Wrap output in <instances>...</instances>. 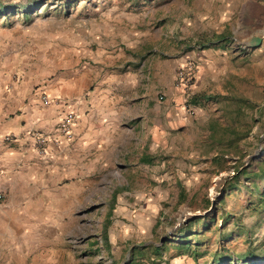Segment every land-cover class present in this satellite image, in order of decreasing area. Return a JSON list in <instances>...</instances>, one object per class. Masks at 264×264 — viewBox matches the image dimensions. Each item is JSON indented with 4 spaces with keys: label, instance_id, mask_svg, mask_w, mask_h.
<instances>
[{
    "label": "rangeland",
    "instance_id": "obj_1",
    "mask_svg": "<svg viewBox=\"0 0 264 264\" xmlns=\"http://www.w3.org/2000/svg\"><path fill=\"white\" fill-rule=\"evenodd\" d=\"M204 5L0 0L11 12L0 13V78L7 85L35 91L71 65L100 66L97 42L116 34L110 51L124 55L123 71L143 84L172 75L173 92L164 96L174 111L172 130L158 127L154 142L143 123L135 139L125 136L108 168L85 189L73 188L75 198L61 196L57 211L35 214L45 222L8 227L12 214L0 213V264H264L251 260L264 257V42L250 41L255 21L234 15L225 23L213 0ZM186 50L206 55L187 59L198 79L182 90L175 76ZM193 97L199 100L190 103ZM148 183L157 190L135 197ZM118 200L132 211L155 202L154 228L133 224L134 213H114ZM184 210L191 215L182 219Z\"/></svg>",
    "mask_w": 264,
    "mask_h": 264
},
{
    "label": "crops",
    "instance_id": "obj_2",
    "mask_svg": "<svg viewBox=\"0 0 264 264\" xmlns=\"http://www.w3.org/2000/svg\"><path fill=\"white\" fill-rule=\"evenodd\" d=\"M211 1L208 0V4ZM218 1L220 4L213 0V5L218 7L220 19L226 23L232 16L242 15L249 23L255 21L256 27L251 30L255 37L250 35V41H256V45L264 42V0ZM204 8L205 5L200 10ZM230 34H235L232 26ZM115 39L117 36L113 34L97 42L99 47L94 57L103 67L83 64L75 69L77 64L71 65L53 76L47 87L32 91L26 85H7L0 78V213L12 214L7 220L8 227L14 221L19 223L17 227H24L23 221L28 220L45 222L46 218L35 217V214L57 211L62 204L61 196L75 198L76 190L85 189L90 177L99 174L103 166L105 170L108 168L107 158L117 155V149L125 148V136L135 139L141 127H145L143 123L151 126L149 135L158 131V127L172 130L173 99L164 96L173 92L172 75L165 76L164 82L143 84L140 77L123 71L125 60L120 51L116 55L111 53ZM204 51L186 50L181 65L190 58L201 60L206 55ZM110 66H114L111 71L104 69ZM43 95L60 102L45 106ZM66 111L76 116L70 138L59 132V120ZM37 135L45 139L41 157L37 155ZM154 139L151 135L150 141ZM148 181L151 183L153 178L150 176ZM153 190L148 183L143 186V192L133 193L138 198L150 197ZM117 202L114 213L125 216L134 213L133 224L154 228L155 202L145 203L136 211L125 210L119 200Z\"/></svg>",
    "mask_w": 264,
    "mask_h": 264
},
{
    "label": "built area",
    "instance_id": "obj_3",
    "mask_svg": "<svg viewBox=\"0 0 264 264\" xmlns=\"http://www.w3.org/2000/svg\"><path fill=\"white\" fill-rule=\"evenodd\" d=\"M197 74V66L194 62L187 60L176 72L175 76V85L182 90H189L192 88L194 83L195 76ZM60 101L51 100L46 95L42 96V103L47 106L51 103L58 104ZM76 123V116L73 112L66 111L61 114L59 120V132L66 138H70L72 134V128ZM37 155H44V144L45 139L37 135ZM2 196L0 195V200Z\"/></svg>",
    "mask_w": 264,
    "mask_h": 264
},
{
    "label": "trees",
    "instance_id": "obj_4",
    "mask_svg": "<svg viewBox=\"0 0 264 264\" xmlns=\"http://www.w3.org/2000/svg\"><path fill=\"white\" fill-rule=\"evenodd\" d=\"M0 13H1L2 15H9L11 12H7L6 9H0ZM204 99L207 100V99H209V98L207 97V98H204ZM198 100H199L198 98L193 97L190 103H196ZM236 174L238 175V177H240L241 175H247V171L244 170L243 172H237ZM235 185H237V183H235ZM230 189H231L232 191H234V192L237 191V188H236L235 186H233V187L230 186ZM261 200H262V203L264 204V194L262 195ZM180 243H181V242H180ZM180 245H183V244L181 243ZM132 259H133V258H132ZM258 259L264 260V257H262V258H259V257H252L251 260H258ZM132 261H133V260H132ZM132 261H131L129 264H132Z\"/></svg>",
    "mask_w": 264,
    "mask_h": 264
},
{
    "label": "bare ground",
    "instance_id": "obj_5",
    "mask_svg": "<svg viewBox=\"0 0 264 264\" xmlns=\"http://www.w3.org/2000/svg\"><path fill=\"white\" fill-rule=\"evenodd\" d=\"M190 215H191L190 212L184 210V211L182 212V214H181V218L183 219V218H186L187 216H190Z\"/></svg>",
    "mask_w": 264,
    "mask_h": 264
}]
</instances>
